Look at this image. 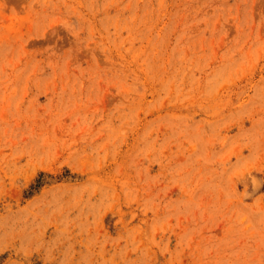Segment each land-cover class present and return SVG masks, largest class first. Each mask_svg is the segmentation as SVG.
Returning a JSON list of instances; mask_svg holds the SVG:
<instances>
[{
  "label": "rangeland",
  "instance_id": "1",
  "mask_svg": "<svg viewBox=\"0 0 264 264\" xmlns=\"http://www.w3.org/2000/svg\"><path fill=\"white\" fill-rule=\"evenodd\" d=\"M0 264H264V0H0Z\"/></svg>",
  "mask_w": 264,
  "mask_h": 264
}]
</instances>
